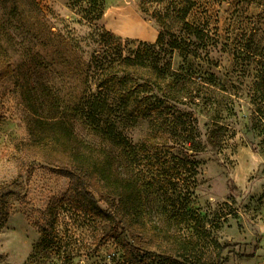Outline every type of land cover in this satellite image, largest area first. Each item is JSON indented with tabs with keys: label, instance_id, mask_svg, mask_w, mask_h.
Listing matches in <instances>:
<instances>
[{
	"label": "rangeland",
	"instance_id": "obj_1",
	"mask_svg": "<svg viewBox=\"0 0 264 264\" xmlns=\"http://www.w3.org/2000/svg\"><path fill=\"white\" fill-rule=\"evenodd\" d=\"M178 2L179 9L192 4L186 20L159 25L150 14L165 12L170 1L0 0V74L8 73L0 75V264H123L117 221L108 240L100 241L99 220L72 206L69 180L58 173L60 153L36 142L46 134L42 119L66 117L63 107L99 92L108 50L104 32L125 56L142 50L140 43L154 44L160 33L166 42L184 41L188 46L171 54L164 45L153 51L159 66L168 62L198 83L199 101L180 108L193 117L202 144L186 159L195 162L194 175L176 176L149 157L131 170L149 221L166 220L163 210L186 206L207 234L200 237L194 224L182 223L180 236L227 246L221 264H264V113L252 101L264 67V0ZM184 23L202 40L187 35ZM73 122L79 138L100 141L80 120ZM145 127L142 120L123 127L122 135L135 145ZM121 159L118 173L127 163ZM54 200L62 204L54 243L30 263L41 239L40 215ZM154 254L148 264L161 262Z\"/></svg>",
	"mask_w": 264,
	"mask_h": 264
},
{
	"label": "trees",
	"instance_id": "obj_2",
	"mask_svg": "<svg viewBox=\"0 0 264 264\" xmlns=\"http://www.w3.org/2000/svg\"><path fill=\"white\" fill-rule=\"evenodd\" d=\"M155 1H170L166 4L165 12L160 14L154 11L150 14L159 25L170 18L184 22L192 7L189 4L179 9L178 0ZM175 8H178L177 11ZM140 11L148 14L142 6ZM185 26L187 35L197 41L202 40L198 29L188 24ZM156 40L154 44L140 43L142 50L137 48L125 56L121 54L117 41L112 40V35L104 32L108 50L105 52L104 77L96 84L99 92L87 99L86 103H69L63 107L68 115L66 117L42 119L41 135L46 134L36 142L42 150L60 153L58 173L69 180L72 206L99 220L100 241L108 240L115 230L113 223L117 221L120 232L116 245L122 252L123 264H148L153 252L161 260L153 264H221V255L227 246H222L215 238L204 244V241L198 243V239H185L179 234L182 223L188 224V227L194 224L191 229L200 237L207 234L206 228L199 225L196 212L188 210L186 206L183 209L182 206L176 210L166 209L162 212H167L166 220L154 218L151 223L149 211L140 199L139 186L132 180V168L138 167L146 157L158 161L161 168L169 169L168 172L172 171L176 176H193L196 164L186 159L190 157L189 154L202 148L193 117L180 109L199 101L198 83L188 72H173L168 62L159 66L161 58L153 51L164 45L171 54L188 45L177 40L166 42L163 33ZM94 63L97 67L99 59L94 58ZM7 74L1 69V76ZM255 90L252 101L258 103V113L262 114L264 67ZM32 110L35 114L40 112L38 109ZM73 119L80 120L84 128L98 135L100 141L79 138ZM142 120L146 124V132L135 145H130L121 129L135 127ZM173 151H176L175 155L171 153ZM122 156L127 163L124 170L118 173L116 171L117 167H121ZM170 160L177 163L171 164ZM98 201L104 202L107 210H102ZM61 210L62 204L54 200L41 213V239L29 255L30 263L39 251L52 248Z\"/></svg>",
	"mask_w": 264,
	"mask_h": 264
}]
</instances>
